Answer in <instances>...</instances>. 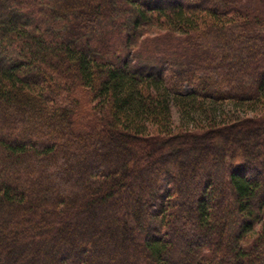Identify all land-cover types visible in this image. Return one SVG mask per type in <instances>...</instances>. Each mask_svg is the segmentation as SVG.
Here are the masks:
<instances>
[{"label": "trees", "instance_id": "trees-1", "mask_svg": "<svg viewBox=\"0 0 264 264\" xmlns=\"http://www.w3.org/2000/svg\"><path fill=\"white\" fill-rule=\"evenodd\" d=\"M0 264H264V0H0Z\"/></svg>", "mask_w": 264, "mask_h": 264}, {"label": "rangeland", "instance_id": "rangeland-1", "mask_svg": "<svg viewBox=\"0 0 264 264\" xmlns=\"http://www.w3.org/2000/svg\"><path fill=\"white\" fill-rule=\"evenodd\" d=\"M164 68H170V66L167 64L165 66H163ZM227 110V109H225ZM230 111V109H228ZM227 110V111H228ZM229 115H234V116H252L254 113L253 111L252 112H249L248 110L244 109V108H238V109H234L232 110L231 109V112H228ZM172 120H173V123H174V126L177 128L179 127L180 125V121H179V116H178V113L176 111V109L173 107L172 108Z\"/></svg>", "mask_w": 264, "mask_h": 264}]
</instances>
